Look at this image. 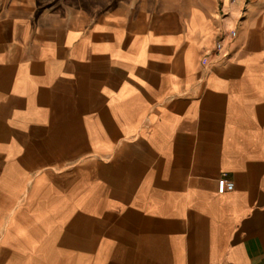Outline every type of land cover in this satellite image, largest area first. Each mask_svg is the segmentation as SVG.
<instances>
[{
	"label": "crops",
	"instance_id": "obj_1",
	"mask_svg": "<svg viewBox=\"0 0 264 264\" xmlns=\"http://www.w3.org/2000/svg\"><path fill=\"white\" fill-rule=\"evenodd\" d=\"M0 264H264V0H0Z\"/></svg>",
	"mask_w": 264,
	"mask_h": 264
},
{
	"label": "built area",
	"instance_id": "obj_2",
	"mask_svg": "<svg viewBox=\"0 0 264 264\" xmlns=\"http://www.w3.org/2000/svg\"><path fill=\"white\" fill-rule=\"evenodd\" d=\"M230 34L234 36L236 34L235 30H230ZM220 46V44H218ZM234 187V183L228 179L221 178L219 180V190L220 191H225V190H231Z\"/></svg>",
	"mask_w": 264,
	"mask_h": 264
},
{
	"label": "rangeland",
	"instance_id": "obj_3",
	"mask_svg": "<svg viewBox=\"0 0 264 264\" xmlns=\"http://www.w3.org/2000/svg\"><path fill=\"white\" fill-rule=\"evenodd\" d=\"M74 1L81 2L82 0H74ZM88 1H89V3L94 2V3H98L101 6H105V5L108 4V2H111L113 0H88ZM183 1L184 0H180V4L181 5H182ZM203 1H204L205 4H207V5L209 4L210 5L213 0H203ZM215 1H216L217 4L219 3V6H220V3L223 2V0H215ZM221 7H222V5H221Z\"/></svg>",
	"mask_w": 264,
	"mask_h": 264
}]
</instances>
